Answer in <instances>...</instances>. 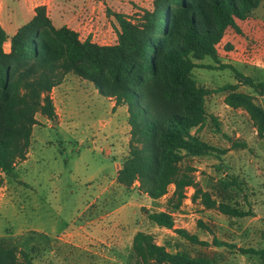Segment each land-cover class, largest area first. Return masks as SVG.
<instances>
[{"label": "trees", "instance_id": "16d2710c", "mask_svg": "<svg viewBox=\"0 0 264 264\" xmlns=\"http://www.w3.org/2000/svg\"><path fill=\"white\" fill-rule=\"evenodd\" d=\"M263 0H154L133 23L114 14L120 31L114 45H98L67 27L56 28L45 6L21 26L10 39L0 25V188L5 178L15 176L18 162L25 161L37 115L56 121L52 90L72 74L92 83L98 93L127 106L130 126L129 154L117 175V183L126 189H138L152 201H158L174 186L170 210L148 212V220L173 230L192 245L209 246L184 229H174L172 214L181 208L185 191L194 188L193 201L207 210H217L230 218L254 217L237 197L244 191L238 177L217 182L216 194L196 184L194 169L186 159L224 156L202 139L199 132L208 119L206 98L212 93L193 77L196 68L226 70L234 73L236 84L220 88L225 103L245 111L258 135L264 137V108L256 97L239 91L248 87L264 97V82L220 63L218 45L231 30L242 34L238 22L253 17ZM10 41V51L5 44ZM211 58L217 66L199 62ZM212 121L219 128L217 120ZM234 148L240 147L234 143ZM204 228L203 223H199ZM33 232L17 243L0 238V264H34L39 248L32 244ZM216 247L235 246L213 240ZM134 264H217L207 257H192L184 251H170L156 243L153 235L137 232L133 238ZM243 255L258 256L264 264V249H240Z\"/></svg>", "mask_w": 264, "mask_h": 264}, {"label": "rangeland", "instance_id": "374dc122", "mask_svg": "<svg viewBox=\"0 0 264 264\" xmlns=\"http://www.w3.org/2000/svg\"><path fill=\"white\" fill-rule=\"evenodd\" d=\"M153 1L91 0L94 20L78 32L81 41L92 40L95 34L94 42L116 44L120 27L113 15L137 23L145 10L153 9ZM238 23L242 34L227 32L218 45L220 63L264 82V0L253 17ZM199 64L217 66L209 57ZM193 77L212 91L206 98L208 119L200 136L219 149L230 150L224 156L186 159L183 167L193 168L196 184L214 195L220 179L238 177L244 191L237 200L254 217L230 218L207 210L193 201L191 187L181 208L172 214L174 229L197 235L209 246L192 245L173 230L152 224L147 213L170 210L174 186L158 201L142 193L138 184L120 190L116 164L129 154L130 131L120 136L112 127H104L112 118L110 102L115 100H107L92 83L69 74L63 88L64 106L56 103L60 123L34 127L29 164L5 178L0 188V238L19 243L34 231L46 234L48 240L36 236L32 243L39 248L33 254L34 264H134L132 243L140 231L153 235L157 244L170 251L207 257L217 264H262L258 256L243 255L240 249H264V137L245 111L226 105V94L219 91L237 83L230 69L196 68ZM239 91L254 95L264 108V97L248 87L241 86ZM127 117L128 112H119L121 121ZM118 141L122 142L119 152ZM234 143L240 147L234 148ZM78 227L82 229L72 231ZM214 239L235 248L216 247Z\"/></svg>", "mask_w": 264, "mask_h": 264}, {"label": "crops", "instance_id": "0c3cea01", "mask_svg": "<svg viewBox=\"0 0 264 264\" xmlns=\"http://www.w3.org/2000/svg\"><path fill=\"white\" fill-rule=\"evenodd\" d=\"M90 5H91V0H0V25L3 27L7 36L10 39L12 36H14V34L21 26L28 23L35 16L36 14L35 9L37 7L45 6L47 9L48 16L56 28L67 27L78 33L83 29L89 28L91 26L92 21L94 20V17H92L93 14L92 7H90ZM237 24L238 26H240L239 23ZM228 32H231V30H229ZM5 47H8V49H5V51L9 52L10 41L5 44ZM67 81L68 79H65V81L61 85L55 87L51 92V98L55 107L58 123H60V115L58 113L56 103H58L60 106H64L65 91L63 88L66 87ZM107 100H113V99L107 98ZM110 108H111L112 118L104 122L103 126L112 127L115 133L119 134L120 136L125 135L126 131L127 132L130 131V126L128 124V117L127 120L125 119L121 121L119 119V112L124 111L127 114L128 112L127 106L117 107L114 101V102H110ZM37 121L40 124H44V123L48 124L49 122H51L50 120H48L47 118L41 115H37ZM32 137H33V133H32ZM32 137H31V145H32ZM126 140L127 142H129L130 136H128ZM121 143H122L121 141H118L117 143L118 152L120 150ZM30 159H31V153L29 148L27 159L25 161L18 162L16 164L15 173H17L18 169L21 168L22 166L28 165ZM121 159L122 162L116 164L117 175L122 167V163L125 158L122 157ZM118 187L120 188V190L121 188H123V190L126 189L125 187L119 184ZM104 192H106V190H103L102 194H104ZM80 229L82 228L78 227L72 231L78 232ZM68 231L70 230L64 231L63 233H66ZM57 239L62 240V238H57ZM87 241L90 240L87 239Z\"/></svg>", "mask_w": 264, "mask_h": 264}, {"label": "built area", "instance_id": "2783aa9c", "mask_svg": "<svg viewBox=\"0 0 264 264\" xmlns=\"http://www.w3.org/2000/svg\"><path fill=\"white\" fill-rule=\"evenodd\" d=\"M78 34H79V33H78ZM91 34H92V33H91ZM96 37H97V36H96L95 34H93L92 40H91L90 38H87V39H90L92 43H96V44H98V45H101V44H99L98 42H94V39H95ZM87 39H86V40H87ZM80 40H81V38H80Z\"/></svg>", "mask_w": 264, "mask_h": 264}, {"label": "water", "instance_id": "95a60500", "mask_svg": "<svg viewBox=\"0 0 264 264\" xmlns=\"http://www.w3.org/2000/svg\"><path fill=\"white\" fill-rule=\"evenodd\" d=\"M57 121H54V123H56Z\"/></svg>", "mask_w": 264, "mask_h": 264}]
</instances>
